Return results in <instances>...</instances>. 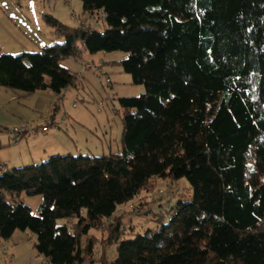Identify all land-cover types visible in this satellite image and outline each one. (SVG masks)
Wrapping results in <instances>:
<instances>
[{"label": "trees", "instance_id": "1", "mask_svg": "<svg viewBox=\"0 0 264 264\" xmlns=\"http://www.w3.org/2000/svg\"><path fill=\"white\" fill-rule=\"evenodd\" d=\"M80 1L98 28L46 16L64 43L0 55V88L60 95L80 77L60 61L123 52L112 64L145 92L119 99L121 153L0 171V239L29 230L51 264H264V0ZM183 177L191 201L122 240L116 208ZM21 194L43 197L37 215Z\"/></svg>", "mask_w": 264, "mask_h": 264}, {"label": "rangeland", "instance_id": "2", "mask_svg": "<svg viewBox=\"0 0 264 264\" xmlns=\"http://www.w3.org/2000/svg\"><path fill=\"white\" fill-rule=\"evenodd\" d=\"M46 16H52L69 28H76L79 21L98 28L92 17L83 12L80 0H0V34L3 37L0 39V55L35 54L51 45H62L64 39L58 34L57 40H48L49 34L54 32L46 23ZM126 57L123 52L83 53L79 61H60L61 67L80 76L75 86L66 87L60 95L39 91L24 96L20 92L0 88V125L10 130L0 131V143H10L13 147L11 152L3 147L0 156H6L9 165L15 166L20 161L15 155L18 151L22 157L33 156L34 165L43 164L55 155L101 157L121 153L122 109L119 99L138 97L145 92L144 86L134 84L131 75L122 72L119 64H112ZM86 64L92 68L87 69ZM50 121L54 124L43 134L41 126ZM22 122L36 131L27 133L17 146L12 142L19 139H15L11 131L20 128ZM53 134H58L59 138L55 144L46 146V150L44 138ZM56 147L58 150L49 152ZM152 184L150 193L142 192L116 208L114 215L120 216L124 230L122 240L153 233L159 228L156 220L161 214L179 201H191L193 192L185 177L153 179ZM42 200L41 195H20V202L36 215ZM140 203L143 205L138 207ZM58 223L67 221L59 220ZM90 233L96 238L100 236L99 232ZM88 242L89 236L82 238V253H85ZM35 243L36 236L29 230H18L8 240L0 239V264H51L38 254ZM93 250L91 257L95 259L99 248Z\"/></svg>", "mask_w": 264, "mask_h": 264}, {"label": "crops", "instance_id": "3", "mask_svg": "<svg viewBox=\"0 0 264 264\" xmlns=\"http://www.w3.org/2000/svg\"><path fill=\"white\" fill-rule=\"evenodd\" d=\"M19 1V0H18ZM50 36H49V38H48V40H50L51 39V41L53 42V40L55 41V40H57V38H56V35L55 34H52V33H50L49 34ZM44 37V39H47V37H45V36H43ZM53 37H55V38H53ZM0 39L1 40H3V37H2V35L0 34ZM21 122V119H20V121H19V123ZM22 123H24V122H22ZM53 124H54V122H52ZM1 126V125H0ZM19 126V125H18ZM59 128V127H58ZM49 132V131H48ZM35 133V132H34ZM43 133V132H42ZM47 132H44L43 134H46ZM16 137V136H15ZM58 138H59V135L58 134H53V135H51V136H48V137H45L44 138V141H43V145H44V147H45V149L47 150V147L46 146H50L51 144H55L56 142H57V140H58ZM34 139H36V138H34ZM20 140H21V138L19 139V140H17V142H12V143H16L17 144V146L19 145L18 143H20ZM13 141V140H12ZM4 144V145H3ZM1 145L4 147V148H8L9 150H8V152H11V150L13 149V147H11V144L10 143H2V141H1ZM55 150H58L57 149V147L55 148V149H53V150H50L49 152H54ZM58 152V151H57ZM59 154V153H58ZM16 156H17V158H19V163H15L14 165L15 166H28V165H34L35 163V161H34V157L33 156H30L29 158L27 157V156H24L23 155V157H22V155H20L19 154V151L17 152V154H15ZM69 155V154H68ZM42 157H44L45 156V154H42L41 155ZM40 156V157H41ZM27 158V159H26ZM24 160V161H23ZM22 161V162H21ZM15 166H10L9 165V161H8V159H6V156H4V155H1L0 156V171H2V170H4V169H7V168H11V167H15Z\"/></svg>", "mask_w": 264, "mask_h": 264}, {"label": "built area", "instance_id": "4", "mask_svg": "<svg viewBox=\"0 0 264 264\" xmlns=\"http://www.w3.org/2000/svg\"><path fill=\"white\" fill-rule=\"evenodd\" d=\"M87 69H89L90 68V65L89 64H86V66H85ZM13 131L15 132V133H23V132H30V133H34L35 131H33V130H29V128H28V124H26V123H23L21 126H20V128H14L13 129ZM41 131H43V132H47V129L45 128V127H43L42 129H41Z\"/></svg>", "mask_w": 264, "mask_h": 264}]
</instances>
